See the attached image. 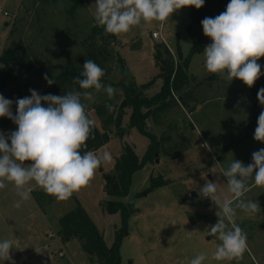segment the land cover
<instances>
[{
    "label": "rangeland",
    "instance_id": "rangeland-1",
    "mask_svg": "<svg viewBox=\"0 0 264 264\" xmlns=\"http://www.w3.org/2000/svg\"><path fill=\"white\" fill-rule=\"evenodd\" d=\"M46 1L37 5L34 0H0V57L7 47L18 48L20 54L25 53L24 61L15 67L0 63V75L11 71L9 88L2 92L7 99L15 101L30 96L29 89L41 95L49 94L55 83L49 86L44 74L57 81L69 64L83 69L85 60L94 61L102 55L112 68L105 85L116 89L111 100L115 98L112 105L117 108L122 101V66L128 75L127 85L133 82L138 87L148 85V93L156 94L160 92L163 80L155 62V46L163 44L171 50L176 65L179 54L185 59L192 48L188 33L190 7L173 13L165 22L153 21L134 26L129 32L117 36V46L106 35L95 36L92 33L96 0H83L79 5L70 0ZM3 12L9 13L10 17H4ZM15 14L16 20L11 22V16ZM162 24L165 41L152 39L151 34L160 30ZM211 42L208 38L206 45ZM257 63L261 65L262 75L249 88L239 79L234 78L230 83L218 74L208 73L203 52L196 54L188 67V84L180 92L187 101L188 110L183 105L177 106L175 101L161 117L149 119L148 129L160 138L162 151L159 163L149 164L134 176L127 201L134 204L135 211L129 221L130 234L124 238L120 249L122 264H190L191 259L201 252L208 257L204 264H264V186H256L249 181L250 191L245 199L258 201L261 211L250 215L237 210L236 223L247 233L248 249L242 259L231 262L212 259L219 241L206 231L218 222V208L210 198H202L198 191L206 181H213L218 184L222 197H230L223 169L233 159L245 165L252 163V153L264 148V143L256 141L254 133H250L257 127L258 117L264 111V105L257 99L259 89L264 88V57ZM99 93L97 105L109 104L111 100L107 94ZM91 104L88 103L87 110ZM12 111L15 114V103ZM89 114L96 121V112L90 111ZM9 120L0 117V122ZM124 120L130 125L129 117H124ZM122 129V132L108 129L110 133L124 135L123 138L116 137L112 147L120 141L129 142L138 155H146L149 139L135 128H123L122 125ZM107 168L106 163L102 164L88 185L64 200L47 194L39 186L34 189L35 182L31 183L28 200L22 201L15 192L14 199L21 203V219L30 215L37 236L40 235L43 241L42 251L32 257L30 264L92 263L76 239L63 242V236L59 234L60 218L74 210L78 199L84 200L95 221L99 216L101 230L105 231L108 243H114V227L121 226L120 216L117 215L113 221L105 218L99 206L101 196L105 198L102 181L103 173H109ZM154 178H163L167 185L144 197H137L150 187ZM194 191L197 197L192 196ZM9 194L6 188L3 189L2 195ZM33 197L38 204L35 216ZM10 200L11 197L3 202ZM3 264L7 263L4 261Z\"/></svg>",
    "mask_w": 264,
    "mask_h": 264
},
{
    "label": "clouds",
    "instance_id": "clouds-1",
    "mask_svg": "<svg viewBox=\"0 0 264 264\" xmlns=\"http://www.w3.org/2000/svg\"><path fill=\"white\" fill-rule=\"evenodd\" d=\"M204 3L205 0H96L94 26L102 27L105 35L119 36L142 23L165 22L182 8L200 9ZM201 24L204 35L212 41L203 51L206 71L230 83L239 79L251 88L262 75L257 61L264 57V0H230L224 12L214 18L205 17ZM104 75L105 70L89 59L80 76L74 78L84 91L73 89L59 96L29 89L30 96L15 101L0 94V117H7L17 126L9 134L0 131V190L10 182L24 201L30 198L31 183L35 182L47 194L64 200L88 185L97 169L112 159L109 152L81 151L95 127L86 111L88 103L95 102V93L103 91L111 100L116 92L111 85L102 83ZM44 79L49 86L56 83L47 74ZM257 99L264 105V88L259 89ZM105 107L114 111L112 104ZM254 139L264 143V111L258 117ZM222 175L230 197H222L213 181H206L198 190L202 198H210L218 208V222L206 232L219 241L212 259L239 261L248 249V236L236 223L237 210L250 215L261 211L258 201L245 197L250 191L249 181L264 186V148L252 153V163L248 165L233 159ZM14 207H21L20 201ZM12 249L11 240L0 241V261L15 264ZM206 259L207 254L201 252L190 264H204Z\"/></svg>",
    "mask_w": 264,
    "mask_h": 264
},
{
    "label": "trees",
    "instance_id": "trees-1",
    "mask_svg": "<svg viewBox=\"0 0 264 264\" xmlns=\"http://www.w3.org/2000/svg\"><path fill=\"white\" fill-rule=\"evenodd\" d=\"M42 1L34 0L37 5H40ZM70 1L76 5L83 3V0ZM229 2L230 0H205L204 6L200 9L190 7L188 33L192 39V48L185 59H182V56L179 54L180 58L178 57L179 61L177 65L172 59L171 51L166 46H163V44L155 46V62L156 66L160 69V77L163 80L160 92L150 94L148 93V85L138 87L133 81L132 85H127L126 80L128 75L125 72V66H122L123 71L121 72L123 73H121L122 81L120 85L122 88V101L120 105L114 108V111L109 112L105 104L97 105L100 93H95L96 103L92 102L90 109H86L89 116V112L94 110L101 121L104 119L101 123V129L95 124L92 135L86 141V148L81 149L82 153L86 151L95 152L108 144L112 138L120 136V134L116 135L115 132L110 133L108 129L112 128L122 132V123L124 117L127 115V110L131 112L129 127L137 129L150 141L147 153L142 158H139L132 145L126 142L122 143V154L117 159L114 170L108 174L103 173L105 199L102 201L101 207L107 214L111 216L119 215L121 219V226L115 232V240L111 247L107 246L103 234L79 201H75L76 206L74 210L59 220V234L63 236V240L69 242L72 239H76L82 251L92 262L91 264H122L120 249L122 241L130 234L129 221L135 211L134 204L127 201L134 185V176L147 168L149 164L156 162L162 151L160 139L148 129L149 119L152 116L154 118L163 114V112L171 108L175 101L177 106L181 107L183 105L188 110L187 101L185 97H182L180 92L188 84V67L191 59L196 54L203 52L207 43L208 37L203 33L201 21L205 17L214 18L224 12ZM92 33L95 36L105 35L104 29L99 26H94ZM106 36L114 45L116 41L115 35L108 34ZM19 51L18 48H5L0 57V63H8L14 67L17 66L18 63L24 61L25 56V53L22 52L20 54ZM94 62L105 70L102 83L106 84L112 68L102 59V55L96 57ZM69 65L57 78L54 88L50 90L51 94L63 96L70 89L84 91L79 88L78 84L74 83V78L79 77L83 69L76 68L71 64ZM11 79V71L0 75V91L8 87V82ZM114 101L115 98L109 104H113ZM254 131L255 128H252L250 133H254ZM123 136L121 135L120 137L123 138ZM150 183L151 185L148 189L136 196L144 197L157 188L167 185V182L163 178L151 179Z\"/></svg>",
    "mask_w": 264,
    "mask_h": 264
},
{
    "label": "crops",
    "instance_id": "crops-1",
    "mask_svg": "<svg viewBox=\"0 0 264 264\" xmlns=\"http://www.w3.org/2000/svg\"><path fill=\"white\" fill-rule=\"evenodd\" d=\"M117 42H118V37L116 36V41L114 44L118 46L119 44ZM5 90H8V89L5 88L4 90L0 91V94H2V92H4ZM130 114H131V112L127 110V115L125 116V118L129 117L128 122H130ZM90 116L93 119L92 115H90ZM95 117H96V121L94 119L93 120L95 121L96 126L101 127V122H100L99 117L96 115H95ZM122 125H123V128H126L127 126H129L128 123L125 124V120L123 121ZM16 128H17V126L11 120H9L8 122H4V123L0 122V131H3L5 134H9L10 132L15 131ZM127 134H125L126 137H127ZM115 139H116V137L112 138L108 144H106L105 146H103L102 148H100L94 152V153H98V154H102L103 152H109L111 154L112 159L109 162H105L108 166L107 171H109V173H111L114 170V167L116 165V161L121 156V153H122L121 144L124 142V141L123 142L120 141V143H118L117 145L112 147V145L115 144V142H114ZM126 143L129 144V142H126ZM115 148H118V149L115 150ZM136 154H137V152H136ZM138 156H139V158L143 157L140 155H138ZM104 184H105V182L103 179V181H102L103 196L105 194L104 193ZM34 187H35L34 189H36L37 185L35 184ZM6 189L10 193L7 196L2 195L3 189L0 190V241L8 239V240H11L13 242V249L11 250L10 254L12 256V259L15 261V264H30V263H32L31 262L32 257L37 256L42 251V249H41L43 246L42 237L40 235L37 236L36 229L30 221V215H28L27 218H24V220H22L20 217V213H19L20 207L19 208L14 207V203H16L18 201V199H17V201L14 199V194H15V192H17V189L15 188L14 184L7 182ZM9 197H11V200L8 201L7 203H4L3 201H6V199ZM104 199L105 198H103L101 196L100 201H99V206L101 208V212L103 213V216L105 218L107 217L113 221L117 217V215L111 216V215H109L103 211V209L101 207V203H102V201H104ZM78 201L80 202V204L82 205V207L84 208L86 213L89 215L91 220L95 223V225L97 226L99 231L103 234L104 240H105L107 246L111 247L113 244L108 243V241L106 239L105 231L101 230L102 227H101L100 222H99V216L97 217L98 219H96V221H95V219L93 218L94 216H93L92 212L90 211V208L88 206H86V204L84 203V200L78 199ZM31 202L34 206L33 210H34V216H35V210H36L35 208H36V206H38V204H37L36 200L34 199V197H33V199H31ZM24 205L31 206V204H24ZM114 228H115V230H114V239H115V232L118 228L116 226ZM65 241L63 240V242H65ZM3 262L4 261H0V264H3ZM5 262L7 264H11L10 261H5Z\"/></svg>",
    "mask_w": 264,
    "mask_h": 264
},
{
    "label": "built area",
    "instance_id": "built-area-1",
    "mask_svg": "<svg viewBox=\"0 0 264 264\" xmlns=\"http://www.w3.org/2000/svg\"><path fill=\"white\" fill-rule=\"evenodd\" d=\"M3 16H4V17H10V14L7 13V12H3ZM16 17H17L16 14H15V15H12V16H11V18H12V19H11V22H12V21L14 22V20H16ZM163 32H164V25L162 24L160 30L155 31V32H153V33L151 34V38H152V39H159V38H161L163 41H165ZM206 199H207V198H206ZM60 256L63 257V253H60Z\"/></svg>",
    "mask_w": 264,
    "mask_h": 264
},
{
    "label": "water",
    "instance_id": "water-1",
    "mask_svg": "<svg viewBox=\"0 0 264 264\" xmlns=\"http://www.w3.org/2000/svg\"><path fill=\"white\" fill-rule=\"evenodd\" d=\"M156 162L159 163V160L157 159ZM192 196H193V197H197V193L194 191V192L192 193Z\"/></svg>",
    "mask_w": 264,
    "mask_h": 264
}]
</instances>
